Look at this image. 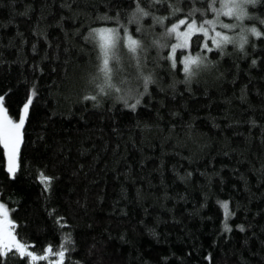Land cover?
I'll list each match as a JSON object with an SVG mask.
<instances>
[{
	"label": "trees",
	"instance_id": "trees-1",
	"mask_svg": "<svg viewBox=\"0 0 264 264\" xmlns=\"http://www.w3.org/2000/svg\"><path fill=\"white\" fill-rule=\"evenodd\" d=\"M142 3L158 15L169 11L167 0ZM130 7L129 0H0L8 114L16 118L33 95L14 176L0 146V200L14 231L41 255L70 234L66 264H264V37L250 36L245 51L213 50L214 63L189 82L170 67L167 50L148 47L140 59L153 82L135 109L115 93L81 99L95 94L96 51L85 33L98 13L121 9L124 18ZM250 10L264 16V6ZM160 31L148 29L146 47ZM5 259L30 264L18 254L0 256V264Z\"/></svg>",
	"mask_w": 264,
	"mask_h": 264
},
{
	"label": "snow or ice",
	"instance_id": "snow-or-ice-1",
	"mask_svg": "<svg viewBox=\"0 0 264 264\" xmlns=\"http://www.w3.org/2000/svg\"><path fill=\"white\" fill-rule=\"evenodd\" d=\"M129 2L131 7L123 9L124 18L121 17V9H117L114 16L98 13L85 33L84 39L91 42L96 51V64L89 76L95 94L88 92L81 97L83 100L91 98L98 102L99 94L115 93L116 98L124 101L126 107L135 109L148 91L149 83L153 82L152 73L144 72L140 59L141 52H147L148 47H155L160 52L167 50L166 59L170 67L181 71L185 82H189L214 63L209 55L213 50H219L223 54L225 47L231 44L240 51H245L250 36L264 37V31L261 30L264 28V16L256 17L250 10L256 5L264 6V0H189L191 6L187 11L181 7L184 0H167L169 11L165 15L149 11L142 0ZM163 2L164 0H148L149 7ZM201 3L204 4L203 7L199 6ZM177 14H181L179 18H176ZM145 17L152 19V24L147 28L143 24ZM167 17H172L173 22L167 24ZM251 17H256L258 23H246ZM131 24H135L136 35L130 30ZM157 25L162 31L151 37L146 47L148 29H154ZM252 46L256 47L255 44ZM193 47L196 48L195 52L192 51ZM124 49L127 50L128 59L134 61V75L129 74L128 66L124 63ZM178 49L186 51L180 55ZM252 63H256L255 57ZM134 80L140 82L134 83ZM141 85L143 91H139ZM129 98L131 103L128 102ZM32 100L30 91L19 109L18 119H14L5 107V96L0 94V146L3 148V167L9 176H14L20 167L21 143ZM40 178L44 181L52 179L43 173ZM48 187L46 183L45 188ZM222 203L227 206L228 201ZM225 212L226 215L232 214L227 208ZM16 224L17 221L11 218L5 203L0 202V256L6 258L8 254H18L20 257L30 258V264H36L51 254L57 258L50 260L49 264H66L68 248L65 242L71 240L70 234L63 235L58 251L53 253V246L47 244L41 255L32 250L34 241L24 242L18 237L13 228ZM224 227L227 229L231 226L225 223ZM236 227L243 229L244 225ZM4 264H7L6 259Z\"/></svg>",
	"mask_w": 264,
	"mask_h": 264
},
{
	"label": "rangeland",
	"instance_id": "rangeland-1",
	"mask_svg": "<svg viewBox=\"0 0 264 264\" xmlns=\"http://www.w3.org/2000/svg\"><path fill=\"white\" fill-rule=\"evenodd\" d=\"M19 116V115H18ZM18 116L16 117V118H14V119H18ZM0 202H2L1 200H0ZM7 208V207H6ZM8 210V209H7Z\"/></svg>",
	"mask_w": 264,
	"mask_h": 264
}]
</instances>
